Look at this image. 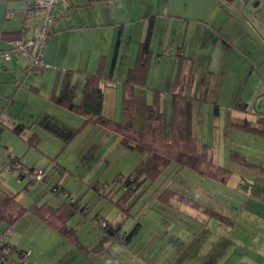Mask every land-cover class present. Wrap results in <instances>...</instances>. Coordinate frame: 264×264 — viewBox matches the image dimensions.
I'll list each match as a JSON object with an SVG mask.
<instances>
[{"label":"crops","instance_id":"1","mask_svg":"<svg viewBox=\"0 0 264 264\" xmlns=\"http://www.w3.org/2000/svg\"><path fill=\"white\" fill-rule=\"evenodd\" d=\"M25 3L0 0L1 48L37 31L42 14L39 10L26 14ZM10 10L13 13H8ZM146 36L150 53L144 79L140 77L144 81L135 84L131 94L133 127L139 131L145 128V106L156 99L169 135L173 93L179 91L177 109L182 111L178 119L185 135L205 143L213 161L232 172L223 184L174 164L177 172L169 178L170 185H176L175 191L184 198L172 196L162 204L172 206L184 223L172 230L156 228L160 236L156 235L155 242L151 236L133 235L144 227L141 218L146 212L140 216L138 210L130 212L143 193L129 196L124 203L128 207L123 204V212L117 207L118 213L111 218L100 211L92 216L93 208L84 216L89 222L96 213L121 222L118 233L128 235L123 242L105 236L97 225L99 230L90 237L82 236L78 226L70 224L72 214L68 224L76 230V240L63 236L84 254L75 264H264V235L260 234H264V226L253 227L250 222L264 223V172L231 156L236 151L264 165V0L57 1L39 69L26 68L27 60L19 52L12 51L8 58L0 55V135L8 130L13 135L11 128L19 124L23 130L15 134L26 140L35 133L38 143L47 117L77 132L79 126H74L73 120L78 116L83 128L89 127L90 120L54 99L66 71L75 84L77 104L85 74L99 73L107 82L103 84L102 113L120 120L123 83L136 65L139 45ZM35 122L39 127L33 126ZM112 133L117 137V150H121L125 145L120 134ZM128 148L137 152L130 170L143 153ZM105 161L110 166L109 159ZM182 168L193 172V180L182 176L175 182L173 177ZM113 173L112 178L118 172ZM111 177L106 176V181ZM252 187H258L259 193ZM133 221L135 225L127 233ZM125 223L128 227L121 230ZM161 240L166 241V247Z\"/></svg>","mask_w":264,"mask_h":264},{"label":"rangeland","instance_id":"2","mask_svg":"<svg viewBox=\"0 0 264 264\" xmlns=\"http://www.w3.org/2000/svg\"><path fill=\"white\" fill-rule=\"evenodd\" d=\"M164 115L166 116V112ZM74 117L78 119V116ZM39 118H41L40 121L44 120V114ZM58 118L65 120L59 115ZM75 119L73 123L77 125L74 126H79L77 127L79 130L68 141L62 140L60 136L57 138V133L51 130L52 128H49L53 125H46V127L40 128L42 133L39 135L40 138L38 139L37 146H29L25 138L15 133L12 135V132L9 130L0 135V193L5 188L17 192L18 195L16 198L19 199L18 202L26 207L33 204L34 200L38 205L46 201L56 205L61 199L66 197L64 193L56 195L51 190L53 185L59 181L65 189H68L71 196L77 197L82 194L84 195L82 201L87 199L89 203L94 204L91 212L92 216L97 211L105 213L108 218L116 215L118 213V206L102 197L97 199L98 191L94 187L92 188L90 184L94 186V184L105 182L106 176L108 178L111 177L114 171L125 172L129 170L130 166H132L131 162L137 152H130L132 150L127 146H122L121 150H117V145H115L117 137L112 131L103 130L101 126L93 123H90L89 127L83 128L85 126V124L82 125L83 119L80 121L79 119ZM43 122L53 123V120L47 117ZM32 124L34 127H39L37 122ZM57 124L61 125V128L65 127L62 122H58ZM7 152L19 156L25 162L27 168L34 167L37 170L43 171L46 175L45 182H39L34 177V174L24 175L20 178L17 176V172H10L5 166V154ZM48 153L52 154L48 155ZM106 159H109L110 166L107 165ZM54 164L56 165L54 166ZM59 166H64L63 170H60ZM174 168L173 162L167 165L158 177L151 181L145 190L141 191L143 192L142 197L137 200L135 199L136 202L130 212L134 213L138 210V216L146 213L141 218L144 227L140 231L134 232V236H151L153 238L152 242H155L158 241L156 235L160 236L156 228L159 227L161 229L167 226V228L172 230L176 227H181L184 223V218L179 213L177 214L172 206H165L160 200L165 195H171L169 189L176 190V185H170L171 179H169L177 172V169ZM190 173L193 172L182 168L173 179L176 183L181 180L182 176H185V178L188 176V178L193 180L191 176L193 174ZM179 174L180 176H178ZM110 179L109 182L111 183L112 177ZM122 190L121 188L118 194ZM237 190L235 189L234 191L237 192ZM203 193H207V190L205 192L203 191ZM210 194L213 193L210 192ZM172 203L176 204L174 202ZM250 205H253V203ZM125 207H128V204ZM119 209L120 212H123L122 207H119ZM119 219L121 218L119 217ZM84 220H86L84 216L77 212L71 217L70 224L74 227L78 226L77 232L88 238L96 229L99 230V228L92 220L91 222ZM129 220L127 223H129ZM254 221L256 222V219H251L250 221L253 227L256 225L264 226V223H254ZM97 222L98 224H104V219L99 216ZM127 223L123 225L121 230L128 227ZM239 223L241 222L239 221ZM134 225L135 221L130 224L126 232H130ZM244 225L245 223H242V226ZM7 226L8 224H5V222H0V235L4 233ZM10 226L12 233L4 236V241L2 242H8L10 245L15 246L17 250H27L29 255L27 261L30 264H75L79 259L83 260L82 257L84 254L82 255L79 247H77L78 249L74 248V244L66 237L57 231L54 232L52 226L39 218L33 209L28 208L24 215ZM260 234L264 235L262 232ZM117 236L115 239L118 241H121V239L124 240L125 238L122 231L117 233ZM161 242L166 247V241L161 240ZM160 252L162 253V250ZM13 258L14 262L17 263L19 258L16 252ZM92 258L94 259V257ZM3 264H7V261L4 260Z\"/></svg>","mask_w":264,"mask_h":264},{"label":"trees","instance_id":"3","mask_svg":"<svg viewBox=\"0 0 264 264\" xmlns=\"http://www.w3.org/2000/svg\"><path fill=\"white\" fill-rule=\"evenodd\" d=\"M149 53V38L146 36L139 45L136 65L131 71H129L128 76L123 83L125 90L121 106L122 114L118 121L102 113L103 84H106L107 82L102 79L99 73L85 74L82 98L78 104L74 102L75 84L69 80L70 71L65 72L61 81L59 93L53 95L58 104L83 115L85 121L90 120L92 123H97L104 128L119 133L120 141L123 145L143 153L142 158L127 173H116L113 176L111 183L105 181L103 183H97L96 185L94 184V186L90 184L92 188L94 187V189L98 191V193L96 192L97 198L103 197L112 200V203L122 208L129 196H140L143 193L141 191L145 190L147 185L158 177L164 167L172 162L175 165L189 167L199 174L216 179L223 184L227 182L232 172L228 167L213 161L211 154L207 151V145L205 143H198L194 137L185 135L183 124L181 123V120L178 119L179 116L181 118L182 111H178L177 109L178 98L180 97L179 91L173 93V112L171 132L169 135L163 127V113L159 108L156 99H154L153 103L145 106V128L141 131L135 130L132 117V88L138 82L143 83L144 81L143 79ZM140 77L143 79L140 80ZM155 97H157V91H155ZM179 108H181V106ZM43 124L45 126L53 125L49 128H52L51 130L55 131L57 135L65 141L72 138L76 132L73 128H61V125H58L57 123L43 122ZM11 129L13 132L20 135L23 127L17 124ZM26 140L30 145L35 146L37 143V135L33 133L32 135H29ZM5 155V166L10 172L15 171L14 164L18 161L25 165V162L17 155L11 154L10 152H7ZM10 155H12V158L9 157ZM231 156L245 166L252 168L256 167L259 171L264 172V165L255 163L245 157V155L234 151ZM55 165L56 164H54V166ZM59 168L60 170H63L64 166H59ZM36 170V168L30 167L29 173H34ZM19 171H16L17 176L22 178L24 175ZM45 179L46 175L44 174L38 181L43 183L45 182ZM119 188H122L123 190L116 196L117 198L114 199L113 195ZM252 188L253 192L259 193V188ZM51 190H55L56 195H60L65 191L68 195L61 199L56 206L48 205L46 202L38 205L37 202L34 201L33 204L26 207L17 201V192H13L7 188L2 189V192L0 193V222L3 221L5 224H8L6 227L8 228L16 220L22 217L28 208H30L37 213L39 218L44 220L59 233L75 241L76 230L68 224L69 217L77 212L86 217L94 204L89 203L87 199L82 201L83 195L77 197L71 196L68 189H65L59 181L53 185ZM169 192L171 193L170 196L165 195V197L160 199L162 203L166 200L168 201L172 196L184 198L182 194L174 189H169ZM191 202L193 203V201ZM98 217L99 215L96 213L93 221L100 227L104 235L111 238H117L121 222L117 220L112 221L104 216H100L104 219V224H98ZM123 235L125 238L128 236L125 235V233ZM125 238L122 242L125 241ZM2 241L0 242V264H3L4 260L7 261V264H30L27 261V257L23 256L27 250H17L15 246ZM15 252L19 258L17 263L14 262L13 258Z\"/></svg>","mask_w":264,"mask_h":264},{"label":"built area","instance_id":"4","mask_svg":"<svg viewBox=\"0 0 264 264\" xmlns=\"http://www.w3.org/2000/svg\"><path fill=\"white\" fill-rule=\"evenodd\" d=\"M57 1H65V0H26L25 3V12L26 14L32 13L34 10H39L42 14V21L38 26L36 32L31 35H26L24 37L10 40L9 48H1L0 47V55L8 58L12 51L19 52L23 54L27 60L26 68L28 69H39L43 65V56L46 48L48 33L51 30V25L53 23L54 14H55V3ZM8 13H13L12 10L8 11ZM26 26V25H25ZM12 158V155L9 156ZM15 165V172L19 171L23 173V175L34 174V177L37 180H40L44 173L41 170H37L34 173H29V168L26 167L22 162H17ZM54 193L55 190H53ZM64 195H68L63 192ZM62 193V194H63ZM12 233V228L9 226L6 228L3 234L0 235V242L4 239V236ZM28 251L24 253V257H27Z\"/></svg>","mask_w":264,"mask_h":264}]
</instances>
